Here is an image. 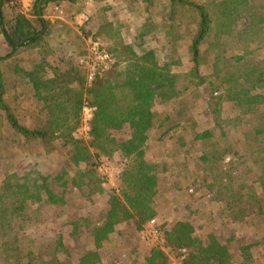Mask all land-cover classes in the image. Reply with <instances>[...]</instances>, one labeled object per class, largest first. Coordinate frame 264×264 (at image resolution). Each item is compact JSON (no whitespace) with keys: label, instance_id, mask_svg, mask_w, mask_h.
I'll return each mask as SVG.
<instances>
[{"label":"trees","instance_id":"16d2710c","mask_svg":"<svg viewBox=\"0 0 264 264\" xmlns=\"http://www.w3.org/2000/svg\"><path fill=\"white\" fill-rule=\"evenodd\" d=\"M15 1L0 0V33L8 48L6 54L0 52V149L9 130L12 148L24 144L36 154L33 148L37 145L49 155L56 154L57 159L54 173L26 168L24 172L5 170L1 175L6 156L0 152V264H73L62 231L55 236L36 235L42 230L36 223L48 227L52 215L66 217L69 236L85 233L93 245L79 250L76 264H103L98 249L119 224L132 220L135 229L141 230L158 217L154 199L160 170L169 172L168 161L149 157L148 142L156 125L169 131L177 129L182 120L187 121L179 132L185 141L183 155L187 159L199 153L192 173L214 190L218 215L234 224L249 218L251 201H258V213L264 216V0L262 4L251 0H165L162 17L172 22L165 27L169 42L176 41L177 27L183 23L193 33L188 72L174 70L180 60L171 55L163 60L157 49L146 45L143 32L127 42L104 13L105 8L97 13L86 34L100 38L112 62L99 68L91 80L67 39L59 38L52 46L47 42L51 32L46 9L56 0H32L30 12L20 10L7 18L4 6L16 7ZM186 13L189 17L182 18ZM41 47L46 49L42 58L28 68H15L21 79L17 85L22 83L33 96L32 111L25 117L8 101L4 65L21 52ZM206 67L210 74L204 72ZM201 87L216 98L212 126H200L193 116L207 102L198 105L186 93ZM159 100L163 112L158 110ZM86 107L91 108L87 138L77 135ZM224 111L237 113L234 122L244 116L251 119L239 132L238 141L249 145L241 155L230 134L232 125L220 122ZM102 156L128 162L120 173V193L110 198L101 222H95L82 214V208L85 202L96 205L103 192ZM228 157L230 167L224 165ZM174 164L182 169L189 166L177 159ZM226 210L231 212L226 214ZM161 230L162 245L151 246L143 264H168L167 248L184 254L183 264H233L227 242L235 241V234L228 235L226 243L214 232L198 235L195 225L184 218ZM259 230L260 239L240 242L239 264H255L257 247L264 244V227Z\"/></svg>","mask_w":264,"mask_h":264},{"label":"rangeland","instance_id":"374dc122","mask_svg":"<svg viewBox=\"0 0 264 264\" xmlns=\"http://www.w3.org/2000/svg\"><path fill=\"white\" fill-rule=\"evenodd\" d=\"M205 3H210L212 0H200ZM253 3L257 1L262 4L263 0H251ZM16 7L12 4L4 6V12L7 18H11L15 12L24 11L30 12L32 0H18L15 1ZM167 2L165 0H77L75 2H69L67 0H56L49 3L45 17L50 20L49 28L50 35L47 37V42L52 46L59 38L67 39L72 47L75 49V59L82 63L86 68L88 64L95 60L92 54V46L97 42L101 50H106L102 47L100 38H94L92 33L87 35V31L92 27V20L96 19L97 13L103 12L107 14L117 30H119L125 37L127 42L133 41L138 38L139 33L145 34L146 45L154 47L158 50L160 57L164 60L168 56H173L175 59L180 60L179 64L174 66V70L177 72H188L192 63L190 61L188 46L190 44V38L193 35L188 25L183 23L180 28L177 27V39L175 42H169L170 36L167 34L165 27L172 24L170 20H164L162 12L166 10ZM88 16V19H85ZM182 18L189 17V14H182ZM45 47L38 48L37 50H28L21 52L16 58L11 61H6L4 65L5 76L7 81L8 101L13 107H17L21 115L24 114L27 117L31 109L32 95L25 86L17 82L20 76L15 72V68L30 67L37 58H42L45 55ZM0 52L6 54L8 52L7 45L5 44L4 37L0 33ZM204 72L210 74V68L206 67ZM18 79V80H17ZM187 96L193 97L192 102H199L204 100L207 102L206 107L198 108L193 116L200 126L205 124L206 126L213 125V117L215 111H213L216 103V98H213L202 87L197 91L194 88L187 91ZM218 92L214 94L217 95ZM198 96V97H196ZM197 105V106H198ZM157 107L160 112L164 111L162 102H157ZM226 111V110H225ZM221 115V123L232 125L231 137L235 142V146L241 155L246 152L249 145L246 142L238 141L241 137L240 129L246 128L251 123L250 117L244 116L241 120L234 118L237 116L236 112L231 115L225 113ZM215 112V113H214ZM91 117V108L86 107L84 109V120L82 126L78 129L77 135L81 137H88L89 119ZM190 118H193L192 116ZM219 117L217 118V120ZM231 119L233 121L231 122ZM186 120L180 121L178 128H173L169 131L163 127H156L153 130L152 138L148 142L147 155L157 160L168 161V171L159 175L158 185L159 192L155 196L154 203L159 211L156 226L159 229L165 225L166 228L170 227L178 219H188L194 225L196 233L198 235L206 236L210 232L217 233L223 242H227L226 238L230 234L237 235L235 241L227 242L232 249L233 264H239V244L243 240H254L262 237V231L259 228L264 227V216L258 213L259 203L258 201H251L253 204V210L251 215L247 219L235 221L231 224L230 220L224 216L218 215V205L214 200L215 192L210 187L208 181H203L201 176L193 172L192 169L197 167L199 153H195L187 159L183 155L185 141L180 136V130L186 124ZM228 122V123H227ZM177 123V122H176ZM233 124H236L233 126ZM239 125V126H238ZM239 128V129H238ZM238 129V130H237ZM6 132V131H5ZM7 139L4 141L3 148L0 152L6 156V159L2 162V173L5 170L18 172H24V169H34L36 171H49L53 170V165L57 159V155H49L43 151L39 146H34L33 150L36 154H31L28 147L19 145L16 148H12L13 136L9 130L7 131ZM237 141V142H236ZM188 148V147H187ZM173 149V150H172ZM42 152L40 155L38 152ZM15 152V155L13 153ZM14 156V157H12ZM174 159L182 160L189 164L188 167L178 168L175 166ZM232 160L226 158L224 165H229ZM128 160L124 159L120 161L119 158L109 159L106 156H102L99 159V172L103 177V192L96 200V205H92L90 202H85L82 208V214L89 216L93 221L101 222V214L103 209L108 207L109 200L113 195L120 193V173L127 164ZM158 162V161H157ZM239 164V170L241 168V160H237ZM236 168V167H235ZM238 172L237 168L233 169ZM183 174H189L188 177H183ZM56 174V173H55ZM187 178V179H186ZM231 211L226 210V214ZM80 214V212H79ZM223 217V218H221ZM52 221L48 222V227L44 226V222L36 223L42 230H37L36 235H40L43 232L46 236H55L56 233L62 231L64 233L65 242L67 247L71 251L72 262L76 264L79 250L92 249L93 245L90 244L89 237L84 233L81 236L71 237L68 235V227L64 222L66 217H58L52 215ZM263 221V222H262ZM148 223L145 224V226ZM255 224V226H254ZM144 226V229H145ZM37 227V229H38ZM69 228H71L69 226ZM151 229V227H150ZM36 230V229H35ZM162 231V230H161ZM151 240L144 239L142 237V229L137 230L132 220L121 223L117 226L116 230L111 233L109 239L105 241L103 247L99 250L103 264H126L132 260H137L143 264L144 254L153 245H162L163 238H158L156 235L149 236ZM259 255L255 264H264V244L257 247ZM169 253L168 264H183V255H178V251L175 249L167 248ZM140 263V264H141Z\"/></svg>","mask_w":264,"mask_h":264},{"label":"built area","instance_id":"2783aa9c","mask_svg":"<svg viewBox=\"0 0 264 264\" xmlns=\"http://www.w3.org/2000/svg\"><path fill=\"white\" fill-rule=\"evenodd\" d=\"M16 1H18V0H16ZM22 1H25V0H22ZM85 19L87 20L88 16H85ZM91 51L95 57V60H93L92 63L88 64L87 70H88L89 80H91L93 78L95 72L99 68H107L112 62L110 55L107 52L101 50L100 47L98 46L97 42H95L93 44ZM156 222H157V218H153L148 222V224H147L148 226H145V229L144 228L142 229V237L144 239L154 241V240H151L149 238V236L156 235L157 238L159 236H161V229H159L156 226ZM150 227H151V229H150ZM181 251L183 253H185L186 248H182ZM183 257H184V254H183Z\"/></svg>","mask_w":264,"mask_h":264}]
</instances>
